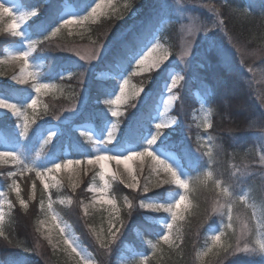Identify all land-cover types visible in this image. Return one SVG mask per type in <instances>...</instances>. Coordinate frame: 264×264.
Wrapping results in <instances>:
<instances>
[{
    "label": "rangeland",
    "instance_id": "1",
    "mask_svg": "<svg viewBox=\"0 0 264 264\" xmlns=\"http://www.w3.org/2000/svg\"><path fill=\"white\" fill-rule=\"evenodd\" d=\"M131 1L104 0V6L93 17L90 15L91 9L100 0H75L76 3L79 2V5L66 4L63 7L61 0H0V4L12 9L11 17L8 14L0 16V82L28 94L19 103L17 98L20 96L10 98L0 93V99L16 104L20 113L17 115L11 109L0 108V119L3 118V121L10 124L16 136L26 138L24 145L14 148L8 143L6 134L0 131V152H14L18 157L14 159L12 156H0V253L1 260L5 264H12L13 260L21 257L15 243H9L3 237L4 223L8 214L17 208L22 210L24 216L23 223L16 222V226L20 227L17 232L29 240L31 247L35 250L34 255L42 259L44 264H50L54 251L64 253L73 264H128L135 257L140 259V264H148L149 255L157 249L159 243H165L163 236L169 237V241L165 244H175L177 241L179 226L191 207L188 194L187 207L181 210V217L175 223L171 220V213L142 205L151 203L167 207L174 204L185 192L187 193V190L175 183L158 185V181L163 179L164 174L158 176L155 173L152 169L153 162L148 157L144 158L143 165L140 161L132 162L133 171L140 184L137 189L127 187V173L124 172L123 165L117 166L114 161H110V172L102 179L103 170L100 166L88 164L87 161L100 154L125 156L150 148L158 157L170 163L181 179L188 182L182 170L183 159L175 151L164 147V136L161 135L155 144L149 145L148 142L156 134L155 126L158 123H166L168 127L162 131L175 130L177 137L182 138L186 144L191 140L197 142L199 135L197 125L205 126L208 131L211 128L208 125H211L212 117L206 103L196 92V87L200 85L198 80L207 81L208 78L207 73L196 65L201 60L196 51L201 52L202 43L209 38L206 34L208 22L221 20L224 18V13H226L224 19L226 20L232 10L225 12L219 5L213 4V0H183V2L175 0V3L170 1L177 6L175 10L179 19L176 27L167 33L169 39L174 41L175 48H170L166 42L157 38L132 57L133 78L142 80L141 83H137L127 75H110L105 66L106 60L113 57L115 47L121 39L136 27L137 21H133L137 18L135 12L126 15L129 16V21L115 26V32L106 36L105 39H99V42H89L80 36L89 25L97 24L111 15L118 16L119 12L127 10L131 6ZM151 1L165 3L164 0ZM196 3H202V7L210 10V13L202 18L197 17L191 11L199 6ZM166 4L170 5L168 2ZM20 15L25 17L20 22L21 27L10 29L12 18ZM83 16H89V19L82 24L61 26L65 19L73 17L79 19ZM56 28H60V31L53 36L52 32ZM15 31H20L22 34L14 35ZM30 44L33 50L29 56L28 66L25 67L24 62L16 57L20 52L29 51ZM152 48H156L153 55L161 58V63L145 70L138 61ZM93 49L97 51L95 58L83 60L76 54L79 51L82 56L89 57ZM77 70L79 73L72 75ZM179 77L182 79H178ZM51 78L57 81H62L61 79L64 78L63 80H67L68 84L75 85L76 98L72 101H63L60 95L65 92V87L59 86L57 81L52 83ZM124 80H128L129 83L124 86L125 95L122 102L119 105L107 103L120 95V87L123 86ZM173 80L177 81L175 86L172 84ZM38 83H48L51 87L36 93L35 86ZM103 85H111L115 91L106 94L102 91V87H106ZM137 89L140 90L139 94L133 97L132 94ZM155 93L159 94L156 113L151 122L154 131L146 134L141 143L137 139H121L120 129L127 130L134 120L136 123L142 110ZM190 95H195L199 104L196 107L193 106V109L183 110L185 102L190 100ZM51 96L57 100H52ZM33 99L37 100L35 109L29 107ZM93 105L103 106L113 118L103 126L105 134L98 131L92 123L76 122L84 109ZM47 106L50 107V112L45 113ZM222 106L226 108L223 116L228 120L223 130L227 135L230 134L229 130H231L230 135L236 134L239 132V122L235 120L237 115L232 104L226 100ZM113 111L121 114L113 116ZM116 120L119 121L118 124ZM47 121L50 123L46 124ZM25 124L28 127L26 135ZM70 129L78 132L79 139L69 133ZM111 132L114 138L109 141ZM53 133H55L54 136H52ZM209 134L215 135V132L209 131ZM192 136L194 138H191ZM232 138L236 140L233 135ZM205 139L208 140L207 137L199 140ZM255 142L258 144L259 162L264 166V133L258 134ZM142 145L143 148H141ZM189 146L191 150L195 149ZM67 160H80L82 163L73 164L70 168L62 167L58 171H47L57 163L65 164ZM37 171L44 172L46 182L49 184V187L45 188L47 197L41 201L39 199L37 201L38 188H44V181L37 176ZM112 172H116L117 176L111 175ZM28 178H33L35 183L27 182ZM105 182H107V189L103 194L106 199L115 201V206L99 202L100 190L105 188ZM113 184H117L125 193V216L113 195ZM145 186L149 187L147 193L143 192ZM51 190L63 192L59 202L69 208L76 204L75 194L79 199L80 195L82 205L79 210L85 220L94 213H104V216L97 224H90L91 226L88 227L83 225L84 227H81L82 230L79 231L59 215L54 207L55 201ZM10 192L14 195L11 196ZM156 194L159 196H154ZM231 202L232 200L228 201L221 197L213 199L209 205L211 217L216 215V218H220L222 214L224 216L226 205ZM130 204L131 207H129ZM238 218L236 245H232L233 248L227 243L220 246L223 241L221 231L211 227L207 238L220 249L216 250L217 248L212 245L200 250V263L203 260L206 264L214 262L219 264L221 261L220 259L217 261V258L221 252H225L224 258L235 254H238V257L242 256L240 264H253L247 258L264 255V249L260 247L263 244L262 240L255 245L251 244L250 222L247 217L240 215ZM214 222L218 223V221H211L212 224ZM91 223L95 222L92 220ZM146 224L152 227L150 232L154 237L153 240L145 239L141 234V228H144ZM168 224H172L171 229L167 227ZM60 229L64 231L61 232ZM217 235L220 236L218 242L214 240ZM65 239L72 242L77 252H72L65 243ZM134 241L142 247L139 246L136 249ZM146 246L149 247V253L145 252Z\"/></svg>",
    "mask_w": 264,
    "mask_h": 264
},
{
    "label": "trees",
    "instance_id": "2",
    "mask_svg": "<svg viewBox=\"0 0 264 264\" xmlns=\"http://www.w3.org/2000/svg\"><path fill=\"white\" fill-rule=\"evenodd\" d=\"M61 1L62 7L66 4L79 5V2L76 3L75 0ZM170 1L175 3V0H164L165 3L132 0L131 6L127 10L119 12L118 16L111 15L97 24L89 25L80 36L89 42H99V39H105L106 36L112 35L116 30L115 26L129 21V16L126 15L135 12L137 18L133 21H137L136 27L121 39L115 47L113 57L106 60L105 63L106 70L110 75L123 74L132 79L134 73L131 58L137 55L151 40L160 38L170 48H175L174 41L169 39L167 33L176 27L179 19L175 10L177 6ZM179 1L183 2V0ZM166 2L170 5H167ZM196 4L200 7L197 6L191 11L197 17L202 18L210 13V10L202 7V3ZM213 4L219 5L225 12L232 10L226 20H224L226 16L224 13V18L221 20L216 19L208 22L206 34L209 38L202 43L203 50L196 51L201 59L196 65L203 69L208 76L207 81L198 80L200 85L196 87V92H199L206 101L207 110L212 117L209 131H214L215 135H210L205 126L195 124L197 125L196 129L199 130L198 140L197 142L191 140L186 144L182 138L177 137L175 130L162 131L165 138L164 147L175 151L183 159L181 165L188 180L187 194L191 207L179 226L175 244L159 243L157 249L149 255L148 264H206L203 260L200 263L199 251L208 246H215L213 241L207 238L209 228L213 227L221 231L223 241L220 246H223L224 243L230 247L234 246L238 236V217L240 215L241 217L245 215L250 222L251 244L255 245L260 240L264 244V166L259 162L258 144L255 142L258 134L264 133V0H213ZM78 73L77 70L72 75ZM63 79L57 81L55 78H51V82H58L59 86L65 87V92L60 95L63 101H72L77 95L76 87ZM133 80L137 83L142 81L137 77H134ZM103 86H106L102 87V91L106 94L115 91L111 85ZM0 93L10 98L20 96L17 98L19 103L28 95L2 82H0ZM158 94L155 93L148 101L136 123L134 120L127 130L120 129L121 139H137L141 143L146 134L154 131L151 122L156 113ZM51 98L57 100L53 96ZM226 100L231 102L237 115L235 120L239 122V132L232 134L236 140L230 135L231 130L228 135L223 130L228 121L223 116L226 108L224 109L222 106ZM198 104L195 95H190V100L185 102L183 110L193 109V106L196 107ZM46 112H50L49 106L46 107ZM112 119L103 106L93 105L84 109L76 122L92 123L98 131L105 134L103 126ZM3 120V118L0 119V131L2 130L6 134L9 139L8 143L14 148L24 145L26 138L22 139L16 136L10 124ZM116 122L119 123L117 120ZM49 123L50 121L46 122V124ZM69 133L79 139L78 132L75 130L70 129ZM203 137H207L208 140L200 141L199 139ZM80 143L82 145V142ZM189 145L195 149L191 150ZM143 147L142 145L141 148ZM27 180V182H34L33 178ZM24 181L22 182L24 183ZM36 188L35 184V191ZM38 191L37 201L38 199L44 200L47 197V191L43 187H39ZM112 192L120 205L123 216H125V193L117 184H113ZM51 193L54 196V207L59 215L79 231L82 230L81 227L97 224L104 216V213H94L85 220L79 210L82 205L80 195L79 199L75 194L76 204L69 208L59 202L63 192L51 190ZM10 194L14 195L13 192ZM154 196H159V194ZM219 197L228 201L232 200V202L226 205L224 216L222 214L220 218H216V215L211 217L210 202ZM89 220H93L95 223H91ZM20 221L23 223L24 216L22 210L17 208L8 214L3 228V237H5L3 239L9 243H15V247L21 255L20 258L13 260L12 264H44L42 259L34 255L35 250L31 247L29 240L18 234L17 231L20 227L16 226V222ZM211 221H218V223L212 224ZM151 229L152 227L147 224L141 228V234L145 239H154L151 236ZM134 242L135 248L138 249L140 245L136 241ZM215 247L216 250L220 249L219 246ZM144 249L149 253L148 246ZM225 256V252L218 255L217 261L219 259L221 261L219 264H240L242 262V256L238 257V254L229 255L227 258H224ZM51 257L50 264H73L70 258L62 252L54 251ZM247 259L251 260L253 264H264V255ZM0 264H5L1 260V253ZM128 264H140V259L135 257Z\"/></svg>",
    "mask_w": 264,
    "mask_h": 264
},
{
    "label": "snow or ice",
    "instance_id": "3",
    "mask_svg": "<svg viewBox=\"0 0 264 264\" xmlns=\"http://www.w3.org/2000/svg\"><path fill=\"white\" fill-rule=\"evenodd\" d=\"M0 6L4 7V11L2 13H0V16H3L4 14H8L10 17L12 16V9L5 7L4 4H0ZM104 6V0H100L99 3L95 4V7H93L91 9V16H96V14L99 12V10ZM24 15H20L18 17H13L12 18V23L9 25L10 29H19L21 27V21L24 20ZM89 19V16H83L80 17L79 19H77L76 17H73L72 19H65L62 23V27H67L69 25H73V24H82L83 21H86ZM60 31V28H56V30L54 32H52V35L55 36L58 32ZM22 33L20 31H15L14 35H21ZM33 50V46L30 44L29 45V51H23L20 52L17 55V59L21 60L24 62L25 67L28 66V60H29V56L31 54V51ZM69 51H73V49H69ZM156 52V48H152L150 51H148L147 55L142 56V58L139 59V65L144 66L145 70L151 68V67H155L158 66L161 63V58L156 57L153 55V53ZM76 54L81 58V59H90V58H95L97 55V51L95 49H93L90 53L89 57H85L82 56L80 54L79 51L76 52ZM165 59L167 57H164ZM29 75H33L32 73H29ZM178 79H182V77H179ZM176 80L172 81L173 86L176 85ZM128 80H124L123 81V86L120 87V95L117 96L115 98V100H109L107 101V103L109 104H117L119 105L122 102V99L124 98L125 92H124V86L128 85ZM51 85L48 83H38L35 86V92L36 93H41L44 90L50 88ZM139 89L136 90L135 93H133V97L135 95L139 94ZM37 105V100L33 99L31 100V103L29 105L30 108L35 109ZM0 108H5V109H11L14 112L17 113V115H19V109L17 108L16 104L14 103H9L8 101L4 100V99H0ZM121 113L117 112V111H113L112 115L113 116H119ZM156 129L157 132L156 134L152 137V139L148 142L149 145L155 144L156 141L158 140V138L163 134L162 133V129L168 127V125L166 123H158L156 124ZM208 127L210 128L211 125L209 124ZM113 128L115 129V125H113ZM27 124H25L24 126V133L25 135L27 134ZM55 133L52 134V136H54ZM114 138V134L111 132L109 134V141H112ZM49 139H51V137H49ZM0 156H12L14 159H18V157H16L14 152H0ZM148 157L150 158V160L153 162L152 163V169L155 171V173L160 176L161 174H164V177L161 181H158V185L160 183L163 184H168V183H175L177 185H179L180 188L187 190L189 185L188 182L185 181L184 179H181L180 175L178 174L177 170L168 162H166L165 160L161 159L160 157H158L153 151H151L150 148L145 149L143 151H138V152H132L128 155L125 156H117V155H108V154H100V155H96L94 158L89 159L87 161L88 164H98L100 166V168L103 170L101 173V178H104V175L110 172L109 169V162L110 161H114L115 164L117 166L119 165H123V169L124 172L127 173V187L130 189H137L140 187L139 181L137 179V175L134 173L133 168H132V162L134 161H140V164L143 165L144 163V158ZM82 161L80 160H67L65 162V164H60L57 163L56 165L53 166V168L51 169H47L48 172H53V171H58L60 170L62 167H67L70 168L73 164H81ZM111 175H113L114 177L117 176L116 172H112ZM210 175V174H209ZM37 176H39L41 181H44V188H48L49 184L46 182L47 178L44 174V172L41 171H37ZM75 187V185H73ZM107 189V182H105V188L101 189V196H100V200L99 202L104 204H111L113 206H115V201L113 200H109L106 199L104 196V192ZM149 191V187L145 186L143 188V192L147 193ZM17 192H19V189H17ZM188 197H187V193L185 192V194L181 195L179 197V199L172 205L165 207L164 205H158V204H145L142 205L144 207H148V208H153L157 211L163 209L169 213H171V220L173 221V223H175L177 221L178 218L181 217V210L185 209L187 207L186 205V201H187ZM21 203L23 204V201H21ZM129 207H131V204L129 205ZM229 219H231V217H229ZM53 220H55V218H53ZM169 229L172 228V224H168L167 226ZM61 232H63V229H60ZM113 237H115V233H113ZM163 240L165 241V243H167L169 241V237L167 235L163 236ZM215 241H219L220 240V236L217 235L214 237ZM65 243L68 244L69 248H71L72 252H77L76 248L73 247L72 242L70 240L65 239ZM260 247L262 249H264V244H261ZM226 250V249H225ZM246 250V249H244ZM77 255H79V253H77Z\"/></svg>",
    "mask_w": 264,
    "mask_h": 264
},
{
    "label": "bare ground",
    "instance_id": "4",
    "mask_svg": "<svg viewBox=\"0 0 264 264\" xmlns=\"http://www.w3.org/2000/svg\"><path fill=\"white\" fill-rule=\"evenodd\" d=\"M198 94H199L201 100H202L204 103H206V101H205V99L202 97V95H201L199 92H198Z\"/></svg>",
    "mask_w": 264,
    "mask_h": 264
},
{
    "label": "clouds",
    "instance_id": "5",
    "mask_svg": "<svg viewBox=\"0 0 264 264\" xmlns=\"http://www.w3.org/2000/svg\"><path fill=\"white\" fill-rule=\"evenodd\" d=\"M4 10H5L4 7L3 6H0V13H2Z\"/></svg>",
    "mask_w": 264,
    "mask_h": 264
}]
</instances>
